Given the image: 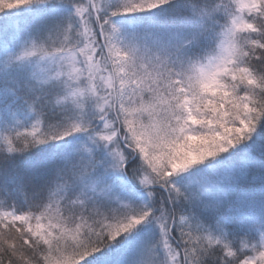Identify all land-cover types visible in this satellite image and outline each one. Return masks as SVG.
Here are the masks:
<instances>
[{
  "label": "snow or ice",
  "instance_id": "snow-or-ice-1",
  "mask_svg": "<svg viewBox=\"0 0 264 264\" xmlns=\"http://www.w3.org/2000/svg\"><path fill=\"white\" fill-rule=\"evenodd\" d=\"M0 264H264V0H0Z\"/></svg>",
  "mask_w": 264,
  "mask_h": 264
}]
</instances>
